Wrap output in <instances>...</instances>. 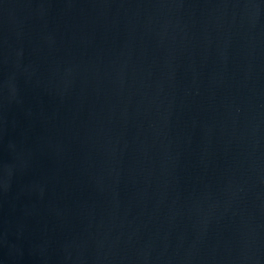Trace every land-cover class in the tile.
<instances>
[{
  "label": "water",
  "instance_id": "water-1",
  "mask_svg": "<svg viewBox=\"0 0 264 264\" xmlns=\"http://www.w3.org/2000/svg\"><path fill=\"white\" fill-rule=\"evenodd\" d=\"M0 264H264V0H0Z\"/></svg>",
  "mask_w": 264,
  "mask_h": 264
}]
</instances>
